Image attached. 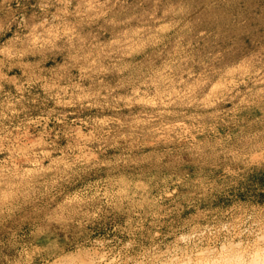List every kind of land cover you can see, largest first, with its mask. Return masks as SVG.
I'll list each match as a JSON object with an SVG mask.
<instances>
[{"label":"rangeland","instance_id":"rangeland-1","mask_svg":"<svg viewBox=\"0 0 264 264\" xmlns=\"http://www.w3.org/2000/svg\"><path fill=\"white\" fill-rule=\"evenodd\" d=\"M0 264H264V0H0Z\"/></svg>","mask_w":264,"mask_h":264},{"label":"bare ground","instance_id":"bare-ground-1","mask_svg":"<svg viewBox=\"0 0 264 264\" xmlns=\"http://www.w3.org/2000/svg\"><path fill=\"white\" fill-rule=\"evenodd\" d=\"M38 233V232H37ZM42 233V232H41ZM221 261V260H220Z\"/></svg>","mask_w":264,"mask_h":264}]
</instances>
